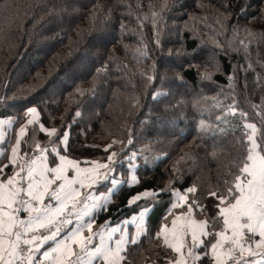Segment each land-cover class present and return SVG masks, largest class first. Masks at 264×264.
Segmentation results:
<instances>
[{"label": "trees", "instance_id": "1", "mask_svg": "<svg viewBox=\"0 0 264 264\" xmlns=\"http://www.w3.org/2000/svg\"><path fill=\"white\" fill-rule=\"evenodd\" d=\"M261 8L264 0H0V117L22 133L21 152L52 158L54 148L114 170L97 186L121 179L95 228L152 207L125 264L164 263L172 252L162 226L189 208L212 241L252 149L246 122L264 153Z\"/></svg>", "mask_w": 264, "mask_h": 264}, {"label": "crops", "instance_id": "2", "mask_svg": "<svg viewBox=\"0 0 264 264\" xmlns=\"http://www.w3.org/2000/svg\"><path fill=\"white\" fill-rule=\"evenodd\" d=\"M9 125L6 118L0 117V257L7 253L5 258L15 264L24 233L55 223L72 206L69 228L45 241L40 253L32 255L27 264H70L76 251L83 247L88 249L80 264H125L131 245L146 233L152 207L117 222L107 220L98 226L101 231L96 240L86 242L95 230L94 214L107 205L121 179L114 177L110 188L97 190L114 174L105 162H81L54 148L50 152L56 159L54 163L48 149L21 152L22 133L17 130V135H13ZM254 137L235 184L236 195L224 200L220 207L223 223L214 239L207 244L211 229L206 218L192 208L178 212L161 229L160 236L172 252L161 264H187V260L225 264L233 248L248 261L264 250V153ZM62 142L65 146L67 136ZM18 197H22L20 217H15L13 209Z\"/></svg>", "mask_w": 264, "mask_h": 264}, {"label": "built area", "instance_id": "3", "mask_svg": "<svg viewBox=\"0 0 264 264\" xmlns=\"http://www.w3.org/2000/svg\"><path fill=\"white\" fill-rule=\"evenodd\" d=\"M21 198L18 197L13 209V213L15 217H20ZM72 209H73L72 206L66 208L62 212L58 220L55 221V223L48 224L46 226L25 232L24 235L22 236L18 248V254L15 264H27L29 258L32 255H36L40 253L41 248L44 245L45 241L57 236L62 231L67 230L73 221ZM98 233H100L99 227L95 228L94 233L87 238V242L92 243L95 240L96 235ZM87 249H88L87 247H83L78 251H76L70 264H80L81 258L86 254ZM259 262H264V250L258 255L251 257L248 261H245L242 258L238 249L233 248L225 264H254ZM187 263L197 264L192 260H187Z\"/></svg>", "mask_w": 264, "mask_h": 264}, {"label": "rangeland", "instance_id": "4", "mask_svg": "<svg viewBox=\"0 0 264 264\" xmlns=\"http://www.w3.org/2000/svg\"><path fill=\"white\" fill-rule=\"evenodd\" d=\"M246 127H247V129H248V132L251 134V137L253 138L254 137V133L257 131L256 130V126L253 124V123H247L246 122ZM134 157H137V156H134ZM136 165H137V162H136V160H132V162H127V166L129 167V168H133V167H136ZM103 177H106V176H103ZM95 240H96V238H95ZM94 240V241H95ZM93 241V242H94ZM86 242H87V238H86ZM92 242V243H93ZM230 247H231V245H229ZM250 259V258H249ZM245 260V259H244ZM246 261V260H245ZM188 264V263H187Z\"/></svg>", "mask_w": 264, "mask_h": 264}, {"label": "snow or ice", "instance_id": "5", "mask_svg": "<svg viewBox=\"0 0 264 264\" xmlns=\"http://www.w3.org/2000/svg\"><path fill=\"white\" fill-rule=\"evenodd\" d=\"M260 12H261L262 16H264V8H261ZM0 102H2V101H0ZM35 110H36L37 115L39 117L40 116L39 109L37 108ZM29 111H32V109H29ZM41 127H43V124H41ZM6 256H7V253H5V257ZM5 257H0V264H11V261L6 259Z\"/></svg>", "mask_w": 264, "mask_h": 264}]
</instances>
